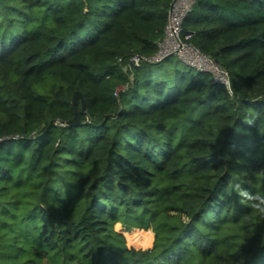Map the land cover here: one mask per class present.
Returning <instances> with one entry per match:
<instances>
[{
	"label": "trees",
	"instance_id": "16d2710c",
	"mask_svg": "<svg viewBox=\"0 0 264 264\" xmlns=\"http://www.w3.org/2000/svg\"><path fill=\"white\" fill-rule=\"evenodd\" d=\"M173 1L0 0V264H264V0L184 19L230 87L176 55L132 62Z\"/></svg>",
	"mask_w": 264,
	"mask_h": 264
},
{
	"label": "built area",
	"instance_id": "2783aa9c",
	"mask_svg": "<svg viewBox=\"0 0 264 264\" xmlns=\"http://www.w3.org/2000/svg\"><path fill=\"white\" fill-rule=\"evenodd\" d=\"M195 3L196 0H174L171 5L165 36L160 41L157 54L152 57L135 55L132 57V62L138 66L144 61L160 62L176 55L188 65L212 73L215 81L230 87L229 72L196 46L183 39V22L185 17L192 11Z\"/></svg>",
	"mask_w": 264,
	"mask_h": 264
},
{
	"label": "rangeland",
	"instance_id": "374dc122",
	"mask_svg": "<svg viewBox=\"0 0 264 264\" xmlns=\"http://www.w3.org/2000/svg\"><path fill=\"white\" fill-rule=\"evenodd\" d=\"M121 228L125 231L124 235L127 239V242L129 245H134V246H140L141 248H145V249H148V248H152L153 247V243H154V240H155V232L153 230H150L148 231L147 233H145L144 235H136L133 233L136 231V230H141L139 228H133V227H127L123 224L120 223ZM117 229H118V226L116 225ZM142 231V230H141ZM147 231V230H145ZM128 234V235H127ZM145 237V241L142 240L143 238Z\"/></svg>",
	"mask_w": 264,
	"mask_h": 264
},
{
	"label": "water",
	"instance_id": "95a60500",
	"mask_svg": "<svg viewBox=\"0 0 264 264\" xmlns=\"http://www.w3.org/2000/svg\"><path fill=\"white\" fill-rule=\"evenodd\" d=\"M81 98L83 101V107L82 110L86 111V99L85 96L83 95V93L81 91H77L73 97V101H74V105L76 106L77 100ZM68 124L73 125V126H77L81 124V120L80 117L78 115V110H75V116L73 119L68 121Z\"/></svg>",
	"mask_w": 264,
	"mask_h": 264
},
{
	"label": "clouds",
	"instance_id": "9594fccd",
	"mask_svg": "<svg viewBox=\"0 0 264 264\" xmlns=\"http://www.w3.org/2000/svg\"><path fill=\"white\" fill-rule=\"evenodd\" d=\"M248 198L253 201L251 207L254 210L264 213V195L257 193L254 195H249ZM185 222H187V220Z\"/></svg>",
	"mask_w": 264,
	"mask_h": 264
}]
</instances>
